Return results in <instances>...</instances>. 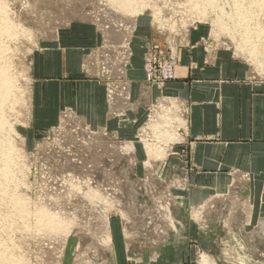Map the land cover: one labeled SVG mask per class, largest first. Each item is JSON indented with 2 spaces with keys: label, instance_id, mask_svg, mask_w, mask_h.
<instances>
[{
  "label": "rangeland",
  "instance_id": "374dc122",
  "mask_svg": "<svg viewBox=\"0 0 264 264\" xmlns=\"http://www.w3.org/2000/svg\"><path fill=\"white\" fill-rule=\"evenodd\" d=\"M142 1L143 5L138 4L136 11L127 12L120 10L111 0H0L8 21L19 27L17 34L13 38L10 37L12 39L4 37V42H0L4 43V46L7 45V53L4 54L7 62L4 64L7 65L8 71L10 70L9 74L12 76L8 75L11 79L14 78L12 80L15 84L12 98L2 109L3 117L5 116L9 125L3 136L15 154L12 165H16L12 166L13 178L9 176L6 181L7 177L0 175L3 177L0 178V187L6 188L5 191L0 188V199L3 200H0V243H4L3 246L6 243L5 247L8 246L7 249L0 245V253L5 251L7 257L12 254L7 262L12 260L11 264H105V260L101 261L100 256L108 248L109 242H104L101 236L103 233L100 231L105 228L109 218L118 219L128 238L135 242L133 245L136 244V247L132 250L130 248L129 251L139 253V246L147 241L154 244L165 242L176 232L174 229L178 220L174 211L181 207L179 192L186 186L183 180L185 177L179 169L180 159H186L185 148L181 146V131L184 128L181 125L185 121L181 115L184 111L183 106L172 98L160 96L158 100L140 106L139 120L133 118L134 122H130L128 118V123L133 126L128 136L125 134L128 131L126 126L123 136H120L106 127H91L74 111L67 109L59 112L56 123L47 126L42 135H34L38 127L32 118L31 58L42 40L49 39L53 32L70 28L79 29L76 33L81 32V28L95 30L99 36V44L87 53L86 65L89 69H86V72L95 74L107 84L108 95L109 91H112L110 86H126L129 80H139L148 85L162 87L176 79L179 51L188 45V36L195 29H199V45L204 49L206 63H209L217 52H229L235 60L247 66L249 79L264 81V12L253 9L255 11L252 20H247L250 21L248 25L259 29L260 34L259 37L251 39L250 44H259L256 47L257 55L253 57L249 55L246 47L239 45L242 31L236 32L238 22L233 24L234 3L238 0H215L206 6L199 1L194 4L193 0ZM194 5L197 8H194ZM204 7V15L198 16L195 11L199 12ZM221 11L225 14L224 21L231 25L228 27L234 32L225 33L214 29L216 14ZM118 38L122 39L121 44L123 40L128 39L127 52L130 53L125 57L126 60L121 57L122 45L120 44V50L119 46L116 50L113 44ZM189 46L192 45L189 43ZM138 48L139 51H136ZM169 48H172L176 56L175 77L163 83L148 80L147 66L153 60V55L148 54V51L157 49L168 54ZM116 53L120 56L115 59ZM136 61L143 70L142 79L130 77V66ZM123 97L127 98V101H122ZM129 102L133 103L129 100V94H124L119 101L120 107L125 106L121 116L126 115ZM165 103H171L172 106L165 109ZM162 108L166 112H163ZM112 111L115 112L113 109ZM159 111L160 121L155 118ZM165 113V117L171 119L167 118L169 126L166 125L168 120L161 121L165 118ZM122 118L125 120L126 116ZM177 118L180 119L179 124ZM158 124L162 126L163 133H177L174 136L176 141L156 136L154 129ZM84 125L89 127L91 132L84 131ZM90 136L92 140L89 139ZM145 141L157 143L158 147L165 148V154L157 159L150 157ZM117 147L119 150L124 148V151L120 150L121 155L117 153ZM173 166L178 167L174 169ZM77 175L83 181L85 179V182L75 180ZM94 180L97 181L94 187L98 190L95 192L96 198L93 193H82V189L94 185ZM2 190L9 199L4 196ZM2 193L4 197H1ZM19 199L26 203L27 217L17 214L21 213V209L13 204ZM39 208L47 213L51 212V215L56 214L57 217L55 216L53 221L57 220L58 226L45 223L46 220L49 221L47 217H53L37 215L36 211L43 213ZM189 210L191 219L199 226V206H190ZM5 215L7 218H4ZM106 215L107 219L104 220ZM129 225H135L134 237H131ZM226 235L229 236L227 239ZM249 237L247 234L245 239L248 240ZM220 239L239 246L234 249L235 261L228 259L233 255V248L220 250L225 264H245L243 254L246 250L244 246H240L244 244L243 237L238 233H230L223 234Z\"/></svg>",
  "mask_w": 264,
  "mask_h": 264
},
{
  "label": "crops",
  "instance_id": "0c3cea01",
  "mask_svg": "<svg viewBox=\"0 0 264 264\" xmlns=\"http://www.w3.org/2000/svg\"><path fill=\"white\" fill-rule=\"evenodd\" d=\"M81 29L79 33V29L71 28L56 31L53 37L42 40L32 55L35 136L55 124L65 109L74 111L93 128L106 127L120 136L126 126L128 136L133 127L128 118L130 122L139 120L140 106L160 96L183 106L185 119L181 146L186 159H180L179 169L186 186L179 192L181 207L174 211L176 232L165 242L141 244L137 253L129 251L136 244L123 225L109 218L110 242L101 261L225 264L220 250L233 248L234 256L228 259L235 261L234 249L239 246L220 241V236L238 233L244 239L240 246L246 250L245 264H264V81L249 79L247 66L229 52H217L206 63L199 29H195L188 36V45L179 51L176 79L162 87L129 80L126 86L133 103L129 102L122 120L125 106L117 102L113 112L107 84L86 72L87 53L97 45L99 36L93 28ZM140 67L137 61L130 66V77L144 78ZM190 206H199V226L191 219ZM135 225L128 226L131 237Z\"/></svg>",
  "mask_w": 264,
  "mask_h": 264
},
{
  "label": "bare ground",
  "instance_id": "6f19581e",
  "mask_svg": "<svg viewBox=\"0 0 264 264\" xmlns=\"http://www.w3.org/2000/svg\"><path fill=\"white\" fill-rule=\"evenodd\" d=\"M199 1V3L200 4H202L203 6H206V5H209V4H212V3H214L215 2V0H193V2H194V4L196 3V2H198ZM111 2H113V4L115 5V6H117L120 10H123V11H127V12H133V11H136L137 10V6H138V4H140V5H143V1L142 0H139V2H137V0H111ZM2 3V2H1ZM4 6V5H3ZM2 6V4L0 5V42H4L3 41V38L4 37H12L13 38V36L14 35H16L17 33V28H19V27H16V25L15 24H13L11 21H8V19H7V17H6V12H5V8ZM156 7V6H155ZM194 8H197L195 5H194ZM234 8H235V13L233 14V13H231V14H233V16H234V18H235V23H233V24H236V22H238L239 23V25L238 24H236L237 26H238V29H236L237 31L236 32H238V31H242L240 34H241V36H240V42H239V45L240 46H242V47H246L247 48V50H248V53H249V55L251 56H253V57H256V55H257V52H258V50H256V47L257 46H259V44L257 45V46H254L253 44H250L252 41H251V39H254L253 37H259V29H255L254 28V26L253 27H251V26H249L248 24L250 23V21H247L248 20V18L250 19V20H252V16L254 15L253 13H254V11L255 10H253V9H256L257 11L259 10V11H261V12H264V11H262V10H264V0H247V1H245V0H238V1H235V3H234ZM246 8H248V9H250L251 8V10L249 11L248 9H246ZM205 7L203 8V9H201V11H199L198 12V10L197 11H195V13L199 16V14H201L202 16L204 15V12H205ZM217 13V12H216ZM251 13V14H250ZM256 13V12H255ZM225 14H224V12H219V14L217 13L216 14V16H217V18L214 20V29L215 30H220V31H225V33H227V32H234V31H232L233 29L232 28H230L229 29V27L228 26H231V25H227L226 24V21H224V18H223V16H224ZM257 15V14H256ZM233 16H231L230 18L232 19V17ZM257 18V17H256ZM160 19V18H159ZM254 19V18H253ZM227 21H229V20H227ZM260 21H261V19H260ZM170 23V22H169ZM228 23V22H227ZM259 23V22H258ZM228 24H231V22H229ZM255 25V24H254ZM172 26V25H171ZM247 26H249V27H247ZM234 27H235V25H234ZM249 29H251V30H249ZM262 30H264L263 28H262ZM262 32H264V31H262ZM53 34H55L54 32L51 34V35H49V37H53L52 35ZM235 34V33H234ZM233 34V35H234ZM235 35H237V34H235ZM239 35V34H238ZM237 37V36H236ZM12 38H10V39H12ZM262 38V37H261ZM6 39V38H5ZM2 40V41H1ZM121 40L122 39H117V40H114V42H113V44H115L114 46L116 47V50L118 49V47L117 46H119V50L121 49V47H120V44H121ZM126 40V39H125ZM128 40V39H127ZM127 40L126 41H124L123 40V43L121 44L122 45V53H121V57L124 59L129 53L127 52L128 51V47H127ZM260 40V39H259ZM261 41V40H260ZM260 41H259V43H260ZM254 42V41H253ZM255 43V42H254ZM5 44L3 43V44H0V175H2L4 178H6V181H8V177L10 176L11 178H13L11 175H13L12 174V166H16V165H12V160L14 159V156H15V154L12 152V150H11V147H9V142L6 140V138L3 136L4 134H6L5 132L8 130V128H7V125H8V122L5 120V116L3 117V107H5L4 105L8 102V101H10L9 99L10 98H12V96H13V93H14V85L15 84H13V80H14V78L12 77V79L9 77V71H8V69H7V65L5 66V64H4V62L6 61L7 62V60H6V58L4 57V54H6L7 52H6V50L8 49V48H6V46H4ZM260 48V47H259ZM118 50V51H119ZM260 50H261V48H260ZM118 53V52H117ZM117 53H116V55H115V59L116 58H118L120 55H117ZM120 53V52H119ZM118 53V54H119ZM6 56V55H5ZM128 58V57H127ZM263 58V57H262ZM123 59H122V61H123ZM100 60H104V59H100ZM125 60H126V58H125ZM5 62V63H6ZM93 62V61H92ZM125 62V61H124ZM9 67V66H8ZM106 69V68H105ZM111 70V69H110ZM113 70V69H112ZM111 70V71H112ZM123 72V71H122ZM9 74V75H8ZM10 76H12V75H10ZM117 86V85H116ZM116 86H110L111 88H112V91L110 90L109 91V93H110V103H111V106H112V108H113V110H115L116 111V108H117V105H118V103L117 102H119V97L120 96H124V94H128V91H127V86H125V87H122V90H119V89H117V87ZM16 90V89H15ZM123 101V100H122ZM167 103H165V105H166ZM8 105V104H7ZM167 106V108L165 107V109H169L171 106H172V104L171 103H169V104H167L166 105ZM163 108H164V106H162ZM162 108V110H163V112L165 111L164 109ZM160 111H161V109H160ZM160 111L159 112H157L158 113V116L157 117H155L156 119L158 118V120H159V118L161 117V113H162V111H161V113H160ZM166 112V111H165ZM167 114L165 113V115H164V117L166 116ZM163 116V115H162ZM171 117V116H170ZM167 118H169L168 116L167 117H165V118H162V120L161 121H163V119H166V120H168V123L166 124L167 126H169V119H167ZM171 120V119H170ZM160 121V120H159ZM165 121V120H164ZM173 121V120H172ZM180 121V119H178L177 118V122H178V124L180 123L179 122ZM167 122V121H166ZM158 123V122H157ZM162 123V122H161ZM163 123H165V122H163ZM172 123H174V122H172ZM160 124V123H159ZM159 124L155 127V129H154V132H155V134H157L156 136H159V137H163V138H165L166 140L168 139V141L169 140H172V141H176V139L174 138V136L175 135H177V133H175V132H173V133H171L170 131H168L167 133L165 132V133H163L162 132V126H159ZM170 124H171V122H170ZM161 125V124H160ZM166 125H163L164 127L166 126ZM9 126V125H8ZM11 126V125H10ZM170 126H172V125H170ZM163 127V128H164ZM181 127H182V125H181ZM89 127H86L85 125H84V131H86V132H90V129H88ZM169 130V129H168ZM9 132H10V130H9ZM89 139H91L92 140V137L90 136L89 137ZM8 144H7V143ZM128 146V145H127ZM126 146V147H127ZM128 147H130V146H128ZM145 147H146V151L148 152V154H149V156L150 157H154L155 159H157V158H160V157H162L164 154H165V148H161V147H158V145H157V143H154V142H152V143H148V142H146L145 141ZM127 149V148H126ZM125 149V150H126ZM130 149V148H129ZM121 151H124V148H122V149H120ZM120 150H119V147H117V153L119 154V155H121L120 154ZM131 152V151H130ZM119 157V156H118ZM100 168V167H99ZM14 171V170H13ZM75 173V172H74ZM76 174V173H75ZM79 174V173H78ZM82 174V173H81ZM70 175V174H69ZM1 176V177H2ZM0 177V178H1ZM2 177V178H3ZM11 178H9V179H11ZM115 179V181L117 180V178H114ZM3 180H5V179H3ZM2 180V181H3ZM75 180H80V181H78V182H82L83 180L81 179V178H79V176L77 175V179L75 178ZM5 181V182H6ZM11 181H14V180H11ZM10 182V181H9ZM85 182V179H84V181H83V183ZM2 183V182H1ZM4 183V182H3ZM7 183V182H6ZM5 183V184H6ZM92 183H94V185H92V187H90V188H88V187H85L84 189H82L83 190V192L82 193H84V195H89L90 193H93V197L94 198H96L97 196H96V194H95V192L96 191H98V190H95L94 189V187H95V185L97 184V181H93ZM13 184V183H12ZM4 185V184H3ZM7 185V184H6ZM1 186V185H0ZM146 186V185H145ZM2 187H4V186H2ZM6 187V186H5ZM1 188V187H0ZM8 188V187H7ZM1 189H3V188H1ZM4 189H6V188H4ZM3 189V190H4ZM2 190V191H3ZM8 190V189H7ZM1 191V192H2ZM5 191V190H4ZM3 191V193H5ZM3 193H2V195H1V197L3 196ZM7 193H9V192H7ZM1 194V193H0ZM121 194V193H120ZM7 195H9V194H7ZM4 196H6V193H5V195ZM3 196V197H4ZM12 196V195H11ZM96 196V197H95ZM13 197H14V195H13ZM13 197H11L12 199H13ZM87 197V196H86ZM6 198H8L7 196H6ZM10 198V197H9ZM8 198V199H9ZM2 199V198H1ZM0 199V200H1ZM4 200H5V198H4ZM1 201H3V200H1ZM5 203H3V205H4ZM14 207H16V208H19V209H21V213H17V214H20L22 217H27L28 216V212H27V206H26V203L23 201V200H18V202H14ZM3 207V206H2ZM4 208V207H3ZM37 209H38V207H37ZM40 209V212H42L43 211V209L42 208H39ZM14 211V210H13ZM50 211V210H49ZM37 212V215H42V217H43V215H44V217L45 216H52L53 217V219H51L50 217H47L48 219H49V221L48 220H46V218H45V223H48V225L49 226H51V225H57L58 226V224H57V220H55L56 221V223H55V221H53L54 220V217L56 216V214L55 215H51L50 213H47V211H43V213L42 214H40V213H38V211H36ZM45 212H46V214H45ZM14 213H16V212H14ZM10 214V213H9ZM13 214V213H12ZM12 214H10V215H12ZM16 214V215H17ZM14 215V214H13ZM12 215V216H13ZM20 215H17V216H20ZM58 215V214H57ZM60 215V214H59ZM4 216V215H3ZM6 216V215H5ZM57 217V216H56ZM4 218H7V216L6 217H4ZM10 218V217H9ZM107 219V215L104 217V220H106ZM2 219V218H1ZM60 219V218H59ZM10 220V219H9ZM61 220V219H60ZM59 220V221H60ZM51 221V222H50ZM2 222H4V221H2ZM6 222H7V220H6ZM5 222V223H6ZM11 223V222H10ZM55 223V224H54ZM1 224H3V223H1ZM108 219H107V221H106V225H105V228L103 229V228H101L102 230H103V232H102V230L100 231L101 233H103L101 236H103V238H104V242H106V243H108V242H110V234H109V228H108ZM6 225H7V223H6ZM63 225V224H62ZM10 226V225H9ZM59 226H60V224H59ZM64 226V225H63ZM1 227V226H0ZM4 227H5V225H4ZM53 227V226H52ZM51 227V228H52ZM61 227V226H60ZM66 227V226H65ZM50 228V229H51ZM157 228V227H156ZM6 229H8V228H6ZM53 229V228H52ZM56 229H58V228H56ZM62 229H63V227H62ZM62 229H61V231H62ZM65 229V228H64ZM2 230V229H1ZM54 230V229H53ZM59 230V229H58ZM3 231H8V230H3ZM2 231V232H3ZM2 244H4V243H2ZM1 243H0V245L1 246H3ZM5 245H6V243H5ZM5 245L3 246L4 248H7L8 249V246L7 247H5ZM2 247V248H3ZM1 248V247H0ZM5 250V249H4ZM5 252V251H4ZM0 253V262H2V263H4V264H11V262H12V260H10V262H7L8 261V258H10L11 257V255H10V257H7L6 255H5V253ZM6 253H8V252H6ZM10 253V252H9ZM11 259H13V258H11ZM14 260V259H13ZM12 264H14V262L12 263Z\"/></svg>",
  "mask_w": 264,
  "mask_h": 264
},
{
  "label": "built area",
  "instance_id": "2783aa9c",
  "mask_svg": "<svg viewBox=\"0 0 264 264\" xmlns=\"http://www.w3.org/2000/svg\"><path fill=\"white\" fill-rule=\"evenodd\" d=\"M172 51V48H169L168 54H164L157 49H152L148 51V54L153 55V60L149 62L147 66L148 80L163 83L164 81L170 80L175 77L174 74L176 66V56ZM156 64L157 66H155ZM157 85L161 86L162 84ZM122 86L123 85L119 84V90H122ZM122 100L126 101V98L123 97ZM181 117H183V115H181ZM138 135L140 136V133Z\"/></svg>",
  "mask_w": 264,
  "mask_h": 264
}]
</instances>
